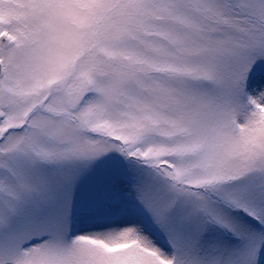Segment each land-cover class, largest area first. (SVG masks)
<instances>
[{
    "label": "snow or ice",
    "instance_id": "obj_1",
    "mask_svg": "<svg viewBox=\"0 0 264 264\" xmlns=\"http://www.w3.org/2000/svg\"><path fill=\"white\" fill-rule=\"evenodd\" d=\"M0 264H264V0H0Z\"/></svg>",
    "mask_w": 264,
    "mask_h": 264
}]
</instances>
